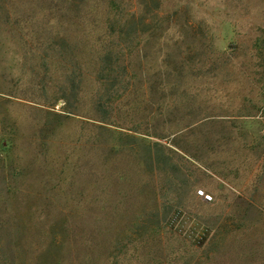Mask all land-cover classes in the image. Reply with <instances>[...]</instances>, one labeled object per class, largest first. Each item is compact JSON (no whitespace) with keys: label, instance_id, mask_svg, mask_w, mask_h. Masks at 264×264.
I'll list each match as a JSON object with an SVG mask.
<instances>
[{"label":"rangeland","instance_id":"rangeland-1","mask_svg":"<svg viewBox=\"0 0 264 264\" xmlns=\"http://www.w3.org/2000/svg\"><path fill=\"white\" fill-rule=\"evenodd\" d=\"M0 264H264V0H0Z\"/></svg>","mask_w":264,"mask_h":264}]
</instances>
